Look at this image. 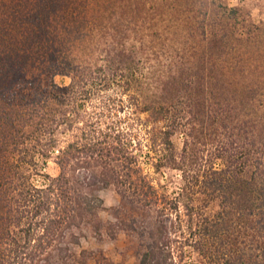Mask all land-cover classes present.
<instances>
[{
	"label": "trees",
	"instance_id": "obj_1",
	"mask_svg": "<svg viewBox=\"0 0 264 264\" xmlns=\"http://www.w3.org/2000/svg\"><path fill=\"white\" fill-rule=\"evenodd\" d=\"M11 2L18 16L0 34V264H70L81 228L99 231L97 191L110 185L116 216L136 209L129 228L147 239L139 264H174L184 246L198 264H264L260 27L243 30L235 8L203 1L189 36H201L211 83L196 91V128L177 92L195 81L182 62H162L164 47L151 38L160 34H144L131 2ZM210 4L221 12L209 17ZM54 152L51 176L42 169ZM164 169L181 175L172 195L152 176ZM145 209L155 213L151 229L134 225ZM95 264L117 263L101 256Z\"/></svg>",
	"mask_w": 264,
	"mask_h": 264
},
{
	"label": "rangeland",
	"instance_id": "obj_2",
	"mask_svg": "<svg viewBox=\"0 0 264 264\" xmlns=\"http://www.w3.org/2000/svg\"><path fill=\"white\" fill-rule=\"evenodd\" d=\"M11 1L16 0H0V34L2 33L1 26H6V23L11 21L12 17L18 16L16 12L18 3L10 7L8 4L12 3ZM138 1H142V5L141 3L137 4ZM203 1H208V3L214 1L222 3L229 8H235L238 18L236 26L243 30L245 27H260L258 42L264 43V0H135V2L134 0H115L117 7H121L126 2H131L130 9L138 10L134 21L142 26L144 34L153 35L150 31H156L160 34L158 37L151 38L161 42V46L164 47L162 62L165 64L169 61L182 62L184 64L183 76L185 78H193V81H195V85L194 83L190 87L181 85V89L177 91L182 96L179 107L185 111L190 110L191 117L186 113L190 118L194 117V97L197 95L196 91L199 89L200 82L202 86H208L211 83L209 78L210 62L199 60L202 48L199 49L197 44L202 43L201 36L196 35V38L189 36V28L194 27L195 22L199 18H204L203 10L206 7L202 5ZM209 6V17H212L216 11L221 12L211 7V4ZM146 39L149 40L150 37L147 36ZM155 45L158 46V44ZM0 46H2L1 37ZM190 57L193 59L191 64H189ZM202 76L204 80L200 79ZM54 81L57 84H66L69 79L66 76L56 75ZM188 98L193 101V105L190 108L184 104ZM206 123L202 127L204 131L208 130ZM192 124L196 128L201 127L198 121L194 122L193 118ZM59 137L61 141L65 139L63 136ZM183 141L184 135L181 133H176L173 136L177 152L182 150ZM196 147L202 146L197 145ZM190 148L194 152V144ZM56 154L57 152L52 153L42 169L44 173H48L51 176H55L58 173V166L55 160ZM148 170L151 171V169ZM152 176L155 182L163 185L165 191L171 195L178 191L182 183L181 175L177 170L164 169L159 173H153ZM38 179L39 181L41 180L39 175H33L34 182L37 183ZM97 194L102 198L104 207L96 217L100 229L96 232L94 226L81 228L79 244L71 246L73 261L70 264H95L96 261L101 259V256L117 264H139V252L142 249L140 245L147 239L141 238L137 232L129 228L131 223L129 213L134 214L136 209H132L130 205H125L123 210H120L118 216H116V208L120 204L119 195L113 185L99 188ZM139 211L140 213L142 211V216H138V221L134 225L151 229L155 213L148 209ZM178 249L174 250L172 254L174 264H198L196 261L198 259L197 254L191 247L184 246L181 252Z\"/></svg>",
	"mask_w": 264,
	"mask_h": 264
}]
</instances>
